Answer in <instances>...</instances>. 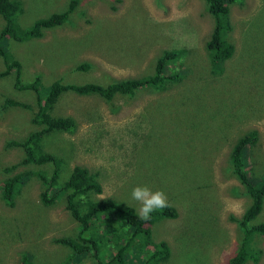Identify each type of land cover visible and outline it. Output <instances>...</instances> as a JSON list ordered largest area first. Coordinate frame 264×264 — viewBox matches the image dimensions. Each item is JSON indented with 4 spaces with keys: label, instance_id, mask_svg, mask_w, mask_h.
Wrapping results in <instances>:
<instances>
[{
    "label": "rangeland",
    "instance_id": "374dc122",
    "mask_svg": "<svg viewBox=\"0 0 264 264\" xmlns=\"http://www.w3.org/2000/svg\"><path fill=\"white\" fill-rule=\"evenodd\" d=\"M22 26L53 13L66 20L22 41L5 38L3 47L17 59L18 70L0 58V185L18 171L53 165L20 164L24 150L8 146L41 127L30 108L4 105L7 99L36 107L56 79L63 83L103 85L154 74L165 50L169 59L161 88L147 85L110 100L63 91L51 98L55 117L74 125L36 137L37 157L48 152L61 159L58 180L75 165L98 174L99 197L132 205L135 186L163 190L174 218L147 225L151 240L164 241L169 257L159 264H227L241 244L240 220L250 204L245 186L233 172L230 155L237 139L255 131L257 141L245 150V168L256 184L264 176V0L229 4L234 51L212 65L208 45L215 21L205 0H21ZM4 20L0 15V29ZM178 50V51H177ZM213 50V51H212ZM87 65V68L83 66ZM40 76L39 89L25 87ZM42 181H24L13 206L0 195V264H63L71 250L56 241L72 237L77 221L58 199L40 200ZM264 221V202L254 222ZM264 264V234L257 241ZM67 264H99L84 256Z\"/></svg>",
    "mask_w": 264,
    "mask_h": 264
},
{
    "label": "trees",
    "instance_id": "16d2710c",
    "mask_svg": "<svg viewBox=\"0 0 264 264\" xmlns=\"http://www.w3.org/2000/svg\"><path fill=\"white\" fill-rule=\"evenodd\" d=\"M237 0H205L207 11L215 21L214 29L210 35L208 45L214 50L212 65L226 61L234 51V45L227 37L231 29L229 4ZM24 7L21 0H0V15L4 20V26L0 29V58L6 66V71L16 68L20 62L15 59L3 47L5 38L11 37L22 41L39 36L43 28L52 27L63 23L68 11L53 13L47 17L36 19L28 26H22L17 19L23 13ZM212 50V51H213ZM178 51V50H177ZM178 53L165 50L158 59L154 74L143 75L133 79H122L118 82H109L106 85L96 82L63 83L56 79L50 85L47 96L37 94L36 107L22 104L13 99H7L4 105H24L31 110V121L41 127L38 131L28 133L22 140H14L8 146L21 147L24 150L20 163H14L6 168L7 171L17 168L21 163H50L53 169L50 174L42 170L18 171L9 176L0 185L2 200L9 206L15 204V200L21 191V187L29 176L35 175L43 184L40 200L45 205L53 204L58 199H64L66 208L77 221V229L72 237H58L57 242L68 246L71 254L67 264L74 260H80L84 256L93 257L99 264H159L169 257V248L166 242H154L150 237L147 225L156 219L174 218L177 215L171 205L157 210L151 214L147 221L142 220L136 209L122 201L111 198L100 199L102 185L98 174L81 165H75L69 175L59 181L61 159L43 152L37 157L34 153L36 137L48 134L56 130H68L74 125L71 117H55L50 112L53 95L63 91H73L77 94H99L110 100L115 93L133 94L143 86L161 88L167 83L169 76L164 69L169 59L176 58ZM87 68V65L83 66ZM40 76L25 87L38 90ZM257 141L255 131L244 134L234 143L230 155L233 172L245 186L250 204L245 209L240 220L243 233L242 241L238 249L228 260L227 264H245L247 261H257L261 255V248L255 246L256 235L264 234V221L254 222L259 215L264 202V176L254 184L245 168L244 155L249 145ZM84 197L81 199V197ZM24 255L22 264H28Z\"/></svg>",
    "mask_w": 264,
    "mask_h": 264
},
{
    "label": "clouds",
    "instance_id": "9594fccd",
    "mask_svg": "<svg viewBox=\"0 0 264 264\" xmlns=\"http://www.w3.org/2000/svg\"><path fill=\"white\" fill-rule=\"evenodd\" d=\"M132 199L140 203L139 216L142 220H149L151 214L169 206L167 195L163 190L153 191L146 185H137L131 193ZM84 197L82 196L81 199ZM100 199H105L101 197Z\"/></svg>",
    "mask_w": 264,
    "mask_h": 264
},
{
    "label": "flooded vegetation",
    "instance_id": "af4514ba",
    "mask_svg": "<svg viewBox=\"0 0 264 264\" xmlns=\"http://www.w3.org/2000/svg\"><path fill=\"white\" fill-rule=\"evenodd\" d=\"M260 237V235H256L255 238H254V242H255V246H258L257 245V241H258V238Z\"/></svg>",
    "mask_w": 264,
    "mask_h": 264
}]
</instances>
